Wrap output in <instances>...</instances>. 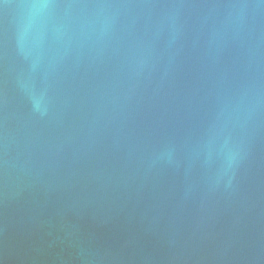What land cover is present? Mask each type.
Segmentation results:
<instances>
[{"label": "water", "instance_id": "95a60500", "mask_svg": "<svg viewBox=\"0 0 264 264\" xmlns=\"http://www.w3.org/2000/svg\"><path fill=\"white\" fill-rule=\"evenodd\" d=\"M0 264H264V0H0Z\"/></svg>", "mask_w": 264, "mask_h": 264}]
</instances>
